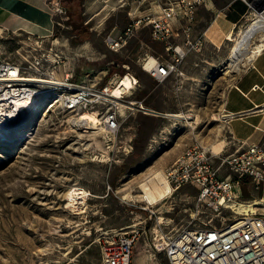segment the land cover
<instances>
[{
    "label": "rangeland",
    "instance_id": "rangeland-1",
    "mask_svg": "<svg viewBox=\"0 0 264 264\" xmlns=\"http://www.w3.org/2000/svg\"><path fill=\"white\" fill-rule=\"evenodd\" d=\"M229 1L217 4L226 11ZM238 1L249 14L225 40L206 39L197 14L193 24L188 22V57L159 81L142 68L146 55L170 59L151 26H138L117 52L106 42L110 33L118 36L133 20L154 13V0H60L65 15L56 13L52 0H0V58L21 66L24 76L64 82L69 75L98 88H112L128 74L138 80L124 95L123 101L135 104L120 110L115 136L101 126L77 132L71 122L82 112H65L48 99L24 119L28 127L22 134L28 139L14 148L0 146V264H101V242L123 233L138 235L134 264H170L155 246L159 236L172 238L212 215L202 214L193 185L150 210L136 195L141 183L196 146L214 157L222 177L237 179L225 161L248 145L240 147L222 114L228 91L242 75L229 72L231 49L253 17L256 0ZM177 27L181 35L175 42L183 43L185 22ZM108 109L107 103L90 110L102 119ZM168 113L189 119L175 120ZM259 145L264 149V139ZM243 181L236 192L242 200L264 199V186L257 189L248 176ZM74 189L86 198L73 205ZM258 213L264 214V206ZM224 216L231 220L236 214L230 209Z\"/></svg>",
    "mask_w": 264,
    "mask_h": 264
},
{
    "label": "built area",
    "instance_id": "built-area-1",
    "mask_svg": "<svg viewBox=\"0 0 264 264\" xmlns=\"http://www.w3.org/2000/svg\"><path fill=\"white\" fill-rule=\"evenodd\" d=\"M55 11L65 15L67 10L60 0H52ZM207 0H154L157 10L133 20L125 32L115 36L110 33L106 42L113 51L124 48L140 25L151 26L152 36L156 41L166 45L170 59L155 57L157 64L151 70H145L149 55L142 59V68L153 78L163 81L177 72L179 65L188 57V22L193 24L199 6ZM185 22L183 28L185 41L175 42L180 37L177 23ZM2 48L0 46V57ZM17 72V76H15ZM19 75L24 77L23 68L17 64L3 62L0 58V85L11 81L6 87L2 84L0 98L17 100L29 96L53 95L65 112L79 113L94 108H103L110 104L101 123L105 134L115 136L121 129L120 105L112 98L110 86L98 88L74 82L73 76H67L59 90H45L46 84L23 83L16 81ZM3 86H5L3 88ZM48 88V87H47ZM22 96H19V95ZM52 100V98H50ZM10 101V100H9ZM142 106V104H141ZM236 154L226 159L237 179L222 177L215 165L214 157L205 149L196 146L185 151L177 161L168 168L166 177L173 187V192L186 185L198 189V203L204 209L202 214L210 213L212 217L201 226H188L181 229L174 237L165 239L159 236L155 244L159 252L165 253L170 264H264V214H240L227 220L224 213L234 210L232 203L237 190H241L244 177H250L254 186H264V149L259 144L242 147ZM219 221L220 225H217ZM139 241L135 233H123L105 238L101 242V264H134L135 248Z\"/></svg>",
    "mask_w": 264,
    "mask_h": 264
},
{
    "label": "bare ground",
    "instance_id": "bare-ground-1",
    "mask_svg": "<svg viewBox=\"0 0 264 264\" xmlns=\"http://www.w3.org/2000/svg\"><path fill=\"white\" fill-rule=\"evenodd\" d=\"M251 6L253 7L254 11L252 13L253 17L250 18L249 23L245 27L237 32V39L231 49L229 56V72L233 76L243 73L245 68L258 54H261L264 49V0H256V2ZM255 39V45L252 47L253 41ZM156 64V58L154 56H150L145 70H151ZM16 73L17 72L14 74L15 76H17ZM15 80L23 83V85L28 83H38L50 85L52 87L63 86V82L59 81V79L47 80L38 77H23L22 75H19V78H16ZM9 83H11V81L6 80L2 82L0 88H2V84H5V86L8 87ZM137 83V78L128 74L125 77H122L114 87L109 89L111 92L110 96L114 99H117L122 112H124L125 109L134 106L135 102L131 101L130 103H126L123 101V99L125 98L124 95L130 93L131 90L135 88ZM5 86H3V88ZM19 96L22 95L20 94ZM53 97L54 94H41L29 96L27 99L23 100H19L18 98L17 100L0 98V146L2 145L9 148H14L17 144L28 139L27 135L29 134H22L23 130H27L28 127V124L26 123L27 120L24 121V119L29 118L30 115L40 111L48 99L50 100V98H52V100H54L56 98L55 97L53 99ZM167 115L174 118L175 120L184 118L189 119V117H186L180 113H168ZM19 119H22L23 122L20 124V126L18 125L19 127H17V122ZM14 122H16L15 125H13ZM102 122L103 120L96 111L86 110L78 117L74 118L71 123L74 127V130L77 132L81 130L86 132L91 128H94V130L98 129ZM172 194H174L173 187L166 177V172L163 173L160 171L155 175V178L145 181L139 185V194L136 195V198L147 202L149 204L147 210H150L151 207L155 208L160 204H163L168 198H170ZM70 198L74 205L77 199L85 200L86 193L84 191L77 192V190L74 189L70 192ZM260 206H264V199L245 201L242 200L241 195L237 193L234 202L232 203V207L236 215L258 213Z\"/></svg>",
    "mask_w": 264,
    "mask_h": 264
},
{
    "label": "crops",
    "instance_id": "crops-1",
    "mask_svg": "<svg viewBox=\"0 0 264 264\" xmlns=\"http://www.w3.org/2000/svg\"><path fill=\"white\" fill-rule=\"evenodd\" d=\"M248 14L238 0L229 1L226 11L217 0H207L197 10V24L205 25L206 39L222 41L238 30ZM241 74L226 95L222 114L240 147L261 144L264 139V49Z\"/></svg>",
    "mask_w": 264,
    "mask_h": 264
},
{
    "label": "trees",
    "instance_id": "trees-1",
    "mask_svg": "<svg viewBox=\"0 0 264 264\" xmlns=\"http://www.w3.org/2000/svg\"><path fill=\"white\" fill-rule=\"evenodd\" d=\"M242 188H244V181L241 183Z\"/></svg>",
    "mask_w": 264,
    "mask_h": 264
}]
</instances>
